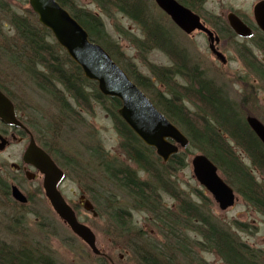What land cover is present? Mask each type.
I'll use <instances>...</instances> for the list:
<instances>
[{
  "label": "trees",
  "instance_id": "trees-1",
  "mask_svg": "<svg viewBox=\"0 0 264 264\" xmlns=\"http://www.w3.org/2000/svg\"><path fill=\"white\" fill-rule=\"evenodd\" d=\"M57 1L87 30L91 41L101 45L189 139L187 150L180 151L164 164L155 150L144 145L119 117L121 102L116 98L104 97L97 84L84 77L81 67L68 57L51 32L40 25L33 9L30 7L20 14L13 8L10 0H0V65L9 66L15 73L26 76L36 90L61 106L59 117L75 116V107L89 113L92 110L90 103L101 104L113 119L122 140L121 150L137 165L139 173L149 177V180L141 181L136 172L127 167L115 166L114 161H110L107 153L101 149H94L91 155L98 160L108 180L116 183L121 191L131 197L137 210L151 214L153 223L165 240L163 244H157L153 239L146 240L147 236L142 230L137 231L129 224L132 218L130 212L115 204L111 206L114 200L109 197L108 211L103 214L108 215L109 220L115 222L125 236L123 243L130 247L137 263L209 264L197 258L199 254L207 252L215 253L226 264H264L262 251L253 250L239 239L235 231L213 220L206 207L210 201L202 190L196 191L199 204L188 199L183 192H178L174 187L176 182L172 180L178 171L188 166L186 157L191 156L193 153L190 150L195 148L211 159L236 194L245 198L251 207L257 208L264 215V186L256 181L252 169L244 164L237 153V150L242 151L264 176V146L246 123L240 105L234 103L220 86L208 79L199 65L190 62V54L186 49H181L178 41L169 35L161 15L155 14L153 8L156 4L153 0H92L101 15L82 8L76 0ZM178 1L200 16L204 10L205 0ZM102 15L114 22L121 15L140 27L143 35L137 37L124 31L116 23L117 32L135 45L152 74L151 77L138 70L137 64L122 50L121 44L108 33ZM202 19L210 25L205 18ZM215 23L219 24L217 20ZM219 25L231 38L235 37L226 21ZM251 27L254 28L253 38L258 36L259 46L264 47L263 33L257 27ZM153 50L166 53L172 66H158L148 62L147 56ZM242 60L264 88V65L255 59L251 50L244 53ZM160 85H164L166 90L162 91ZM0 91L15 104L20 114L18 102L7 86L0 84ZM185 101L194 105L198 111L192 112L184 105ZM21 119L24 122L22 117ZM24 123L36 133L35 127ZM42 133L39 134L41 137L47 134ZM40 145L57 162V151L52 150L47 143ZM162 193L178 203L175 210L162 202ZM192 234L196 236L193 240ZM0 264L55 262L33 248L25 245L15 248L0 239Z\"/></svg>",
  "mask_w": 264,
  "mask_h": 264
},
{
  "label": "rangeland",
  "instance_id": "rangeland-1",
  "mask_svg": "<svg viewBox=\"0 0 264 264\" xmlns=\"http://www.w3.org/2000/svg\"><path fill=\"white\" fill-rule=\"evenodd\" d=\"M260 1L205 0L201 17L205 18L210 23V28H214L213 30L219 34L221 42L217 48L227 60L225 66L212 55L205 34L195 33L192 38L188 37L184 32L180 31V33L172 20L157 6H154L153 10L158 16L161 15L167 25V31L170 32L168 34L178 41L181 49H186V52L190 54V62L199 65L208 79L214 81L234 103L240 105L246 118L253 116L264 122V88L242 60L244 53L251 50L255 59L264 65V47L258 44L260 38L257 36L255 39H243L236 35L231 38L219 25L224 21L228 24L227 16L236 13L250 26H255L253 8ZM10 2L20 14L30 8L29 0H10ZM76 3L92 13L101 15L92 0H76ZM215 20L219 24L215 23ZM103 21L108 33L121 44L122 50L137 64L138 70L151 77L152 74L135 45L117 32L116 23H119L124 31L137 37L143 35L140 27L121 15H118L116 22L106 16H103ZM147 58L148 62L158 66H172L168 55L159 50L151 51ZM0 84L7 86L16 98L19 115L24 122L35 127L36 133L29 128L35 134L37 142L47 143L52 150L57 151L56 163L65 174L61 182V194L74 207L80 222L93 231L96 247L101 255H95L56 215L44 195L42 178L28 181L16 174L12 165L22 163V154L28 146V141L19 143L12 142L10 139V146L0 151V239L14 245L15 248L22 245L33 248L42 256L49 257L55 264H138L130 247L123 243L126 240L125 236L121 234L115 222H111L108 215L103 214L108 211L110 205L108 198L112 197L114 203L111 202V206L117 205L116 207L129 211L132 217L129 224H132L131 226L137 231L142 230L147 236L146 240L153 239L157 244L165 242L159 234L157 225L153 223L151 214L137 210L131 197L121 191L116 183L109 181L106 174L102 172L98 160L91 157L94 149H101L107 153L110 161H114L115 166L127 167L136 172L141 181L149 180L147 175L139 173L137 165L130 161L121 150L122 140L113 119L109 117L101 104L90 103L92 110L89 113L80 107H75V116L62 118L58 115L61 106L49 100L40 90H36L26 76L15 73L4 64L0 65ZM160 89L166 90L164 85H160ZM184 105L192 112L198 111L188 101H185ZM9 129L0 123V134L3 131L10 133ZM42 131L44 134L47 133L43 137L39 135ZM190 151L193 154L186 157L188 166L178 171L172 179L176 182L175 189L183 192L188 199L196 203H199L196 191L202 190L210 201L206 207L213 220L235 231L239 239L253 250L264 253V215L257 208L251 207L239 194H236L237 201L232 208L227 211L220 210L212 195L195 179L191 160L199 151L195 148H191ZM237 153L244 164L252 169L256 181L264 186V176L242 151L237 150ZM15 183L20 185L22 193L28 198L26 205L17 203L8 195V187L12 184L16 185ZM161 197L162 202L168 207L176 209L178 203L173 198L164 193ZM85 198L95 207L97 216L94 217L87 212L84 203L78 206V203ZM194 238L196 236L192 234L191 240ZM197 258L209 264H226L215 253L203 252Z\"/></svg>",
  "mask_w": 264,
  "mask_h": 264
},
{
  "label": "water",
  "instance_id": "water-1",
  "mask_svg": "<svg viewBox=\"0 0 264 264\" xmlns=\"http://www.w3.org/2000/svg\"><path fill=\"white\" fill-rule=\"evenodd\" d=\"M159 8L173 20L180 31L187 35L194 32H204L209 41V49L212 55L225 66L227 60L218 50L221 42L219 36L208 29L200 17L190 9H187L176 0H154ZM29 6L38 16L41 26L46 27L54 36L73 62L81 67L84 77L97 84L99 92L107 98H116L121 102L118 115L124 120L129 129L147 147L154 149L157 156L165 164L171 157L177 155L180 149H187L188 137H185L178 126L164 115L151 101L143 90L137 86L108 55L105 49L91 41L87 30L58 3L57 0H29ZM255 24L264 34V0H261L253 8ZM228 24L233 32L240 38H252L253 30L235 13L227 16ZM0 122L11 127L24 128L15 113L13 102L0 91ZM249 127L264 145V123L250 116L246 119ZM0 151H4L7 142L0 136ZM24 163L32 165L43 176V189L49 204L56 215L71 229V231L86 244L95 255H101L96 247V237L91 228L79 221L75 210L69 206L64 196L58 190V186L65 174L55 164L54 160L40 146L34 143L28 146L24 153ZM193 174L199 185L206 189L217 202L219 209L227 211L237 201L236 194L224 178L219 174V169L210 158L198 154L191 160ZM28 179L35 178L27 173ZM12 198L22 205L28 203V198L17 187L12 188ZM87 211H92L93 206L87 201ZM96 215V214H94Z\"/></svg>",
  "mask_w": 264,
  "mask_h": 264
},
{
  "label": "flooded vegetation",
  "instance_id": "flooded-vegetation-1",
  "mask_svg": "<svg viewBox=\"0 0 264 264\" xmlns=\"http://www.w3.org/2000/svg\"><path fill=\"white\" fill-rule=\"evenodd\" d=\"M180 5L182 4V3H180L178 0H176ZM183 5V4H182ZM204 5H205V3H204ZM157 6V5H156ZM184 6V5H183ZM184 7H186V6H184ZM157 8L159 9V10H162L161 8H159L158 6H157ZM187 8V7H186ZM187 9H189V8H187ZM191 10V9H190ZM163 11V13H165L164 12V10H162ZM192 11V10H191ZM194 11V10H193ZM195 12V11H194ZM166 14V13H165ZM173 22V21H172ZM205 23V22H204ZM195 33H200L199 31H196V32H194L192 35H188V37H193L194 35H195ZM187 35V34H186ZM16 112L18 113V111L16 110ZM17 118L22 122V124H23V126H24V128H20V127H9L10 129H9V131H10V133L8 132V131H3V132H1V134H0V136H2V138L5 140V142H7V146H10V143H11V141L12 142H19V143H23L24 141L25 142H27L28 141V146L29 145H31V143H34V144H36V145H39V146H41L40 145V143H38L37 142V140H36V137H35V134L32 132V130L29 128V126L28 125H26L24 122H23V120L21 119V117H20V115H19V113H18V115H17ZM8 127V126H7ZM10 139H11V141H10ZM1 143V142H0ZM28 146H27V148L25 149V151L23 152V157H22V163L19 165H12L13 166V168L15 169V172H16V174L18 175L19 174V176H22V177H24V178H26L28 181H35L36 179H40V178H42V181H43V176L42 175H40V173H38V171L32 166V165H26L25 163H24V153L26 152V150L28 149ZM41 148H43L42 146H41ZM44 149V148H43ZM44 151H46L45 149H44ZM62 169V168H61ZM63 170V169H62ZM64 172V171H63ZM27 173H31L33 176H35V178L34 179H32V180H30V179H28V176H27ZM16 184V183H15ZM13 187H17L18 189H20V191L21 192H23L22 191V189H21V187H20V185L18 186L17 184L16 185H14V184H12V185H10L8 188H9V194H10V196L12 197V188ZM60 189H61V183L59 184V186H58V190L60 191ZM43 191H44V189H43ZM60 193H61V191H60ZM83 202H87V199L85 198V199H83L82 201H80L79 203H78V206H82L81 205V203L83 204ZM84 205H85V203H84ZM86 206V205H85ZM84 206V207H85ZM90 213L92 214V216L94 215V208H93V211H90ZM95 217V216H94ZM263 260H264V255L261 257Z\"/></svg>",
  "mask_w": 264,
  "mask_h": 264
}]
</instances>
